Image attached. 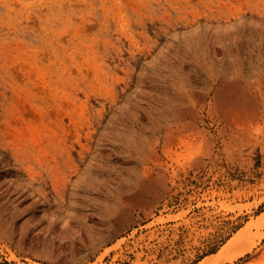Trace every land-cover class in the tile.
Listing matches in <instances>:
<instances>
[{"label": "rangeland", "instance_id": "374dc122", "mask_svg": "<svg viewBox=\"0 0 264 264\" xmlns=\"http://www.w3.org/2000/svg\"><path fill=\"white\" fill-rule=\"evenodd\" d=\"M263 213L264 0H0V264H199Z\"/></svg>", "mask_w": 264, "mask_h": 264}, {"label": "bare ground", "instance_id": "6f19581e", "mask_svg": "<svg viewBox=\"0 0 264 264\" xmlns=\"http://www.w3.org/2000/svg\"><path fill=\"white\" fill-rule=\"evenodd\" d=\"M222 82H223V77H220L218 75L216 80L212 83L210 89L205 93V95H204L205 100H207L208 102L209 101L212 102V101L215 100V98H217L220 95V93L222 91V88H221ZM213 93H214V96H212ZM176 114L180 115V114H182V111H177ZM249 222L247 223L248 225L246 224V226L244 228H242L235 236H233V238H231L227 242V244H225V246H223V248L220 249V252H218V254L215 255V253H214L213 254L214 256H211V257H209L210 256L209 255L201 263L199 262V264H211V263L216 264L214 262H218V264H219L220 262L218 260H215V259H220V258H221V261H225V259H227V258H229L232 261V260H234V258L236 259V257H238V255L249 251V249L252 248L253 244H255V242L257 240L255 241L253 239V241H252L251 240L252 238H251V239H249L250 241L248 242L247 239L246 238L244 239L243 237L249 232V230H250V233L252 232V229H251L252 227L261 226L262 224H264V213L260 217L258 216V219H256L255 221H251L250 223ZM257 235L263 236L264 235V231L263 232H258ZM257 235H256V237H259ZM241 239H242V241H241ZM239 241L243 242L242 243L243 245H239ZM236 243H238V244H236ZM234 245H235L236 248L234 247ZM229 253H231V254H229ZM17 264H43V263H40V262H37V261H30V262H19Z\"/></svg>", "mask_w": 264, "mask_h": 264}]
</instances>
